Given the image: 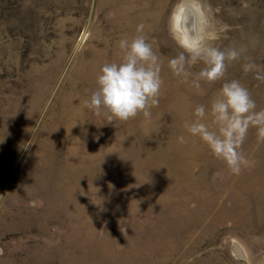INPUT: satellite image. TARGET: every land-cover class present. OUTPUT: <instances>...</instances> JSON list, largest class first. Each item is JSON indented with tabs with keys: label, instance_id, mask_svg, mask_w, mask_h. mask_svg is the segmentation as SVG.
<instances>
[{
	"label": "rangeland",
	"instance_id": "1",
	"mask_svg": "<svg viewBox=\"0 0 264 264\" xmlns=\"http://www.w3.org/2000/svg\"><path fill=\"white\" fill-rule=\"evenodd\" d=\"M184 4L213 46L241 52L224 80L199 90L168 67L182 51L170 19ZM138 34L160 58L159 104L150 117L108 122L85 101L102 66L120 61L119 41ZM248 62L256 70L245 73ZM256 71L264 0H0V264H264L256 129L235 175L184 127L200 105L211 123L225 80L264 109ZM233 238L248 262L232 254Z\"/></svg>",
	"mask_w": 264,
	"mask_h": 264
},
{
	"label": "clouds",
	"instance_id": "2",
	"mask_svg": "<svg viewBox=\"0 0 264 264\" xmlns=\"http://www.w3.org/2000/svg\"><path fill=\"white\" fill-rule=\"evenodd\" d=\"M143 25L137 28L142 33ZM169 32L182 51L168 61L176 77L191 83L199 90L201 82L215 83L225 79L230 62L238 61L241 52L235 48L221 50L212 45L213 34L193 30L174 13ZM122 56L119 62L105 63L97 76V88L85 106L97 114L104 112L108 122L128 121L139 114L150 117V109L158 106L163 84L160 58L144 35L138 34L130 41H119ZM202 63L204 67L192 74L190 69ZM245 73L256 70L254 62L243 64ZM256 79L264 82V75L256 71ZM195 120L184 127L193 137L208 146L211 154L221 160L232 174L239 175L248 160L242 153L249 130L256 129L257 146L264 144V109L257 110L256 101L239 80H225L220 93L210 105L211 123L204 105L194 110ZM34 134V133H33ZM183 137L181 141L183 142ZM31 143L23 147L27 149Z\"/></svg>",
	"mask_w": 264,
	"mask_h": 264
},
{
	"label": "bare ground",
	"instance_id": "3",
	"mask_svg": "<svg viewBox=\"0 0 264 264\" xmlns=\"http://www.w3.org/2000/svg\"><path fill=\"white\" fill-rule=\"evenodd\" d=\"M176 18L188 23L193 30L197 31V13L191 5H182L176 14Z\"/></svg>",
	"mask_w": 264,
	"mask_h": 264
},
{
	"label": "water",
	"instance_id": "4",
	"mask_svg": "<svg viewBox=\"0 0 264 264\" xmlns=\"http://www.w3.org/2000/svg\"><path fill=\"white\" fill-rule=\"evenodd\" d=\"M193 22V21H192ZM232 254L239 260L249 261V252L241 240L233 238L231 244Z\"/></svg>",
	"mask_w": 264,
	"mask_h": 264
}]
</instances>
